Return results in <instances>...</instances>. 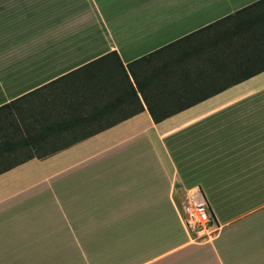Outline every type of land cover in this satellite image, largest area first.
<instances>
[{"label":"crops","instance_id":"crops-1","mask_svg":"<svg viewBox=\"0 0 264 264\" xmlns=\"http://www.w3.org/2000/svg\"><path fill=\"white\" fill-rule=\"evenodd\" d=\"M12 101L0 264H264V0H0ZM197 186L212 237L179 215Z\"/></svg>","mask_w":264,"mask_h":264},{"label":"built area","instance_id":"built-area-1","mask_svg":"<svg viewBox=\"0 0 264 264\" xmlns=\"http://www.w3.org/2000/svg\"><path fill=\"white\" fill-rule=\"evenodd\" d=\"M179 215L185 231L192 236L212 237L219 228L208 202L198 186L189 190L187 201L179 208Z\"/></svg>","mask_w":264,"mask_h":264},{"label":"trees","instance_id":"trees-1","mask_svg":"<svg viewBox=\"0 0 264 264\" xmlns=\"http://www.w3.org/2000/svg\"><path fill=\"white\" fill-rule=\"evenodd\" d=\"M249 8H251V5H249V6H247V7H244V8H242V9H239V10L235 13V15H238V14H241V13L246 14V13L249 11ZM231 16H233V15L227 16V17H225V18H223V19H221V20H218V21H216V22H214V23H211V24L205 26L204 28H201L200 30H198V31H196V32H199V31H201V30H207V29H210V28H212V27L218 25L219 23H221V21H224L225 19H227V18H229V17H231ZM241 25H242L241 23H236V24H234L233 26L236 27V28H240ZM196 32H194V33H196ZM192 34H193V33H192ZM190 36H191V35L185 36V37H183V38H181V39H179V40H177V41H175V42H173V43H170V44L166 45L165 47H166V48H167V47H171V46H173V45H175V44H177V43H180V42L186 41ZM165 47H164V48H165ZM105 57H107V55L104 56V57H102V58H100V59H97V60L93 61L92 63L86 64V65L80 67L79 69H77V70H75V71H72V72H70V73H68V74H66V75H64V76H62V77H60V78H58V79H56V80L50 82V84H48V86H51V85H53L55 82L60 81V80H66V81H67V80H69V79H79V80L85 81V80H87V79L92 78V76H90V75H92V72H90V71L88 70V66H89V65H93L94 63H96L97 61H100V60L104 59ZM141 59H145V57H141V58L138 59V60H141ZM130 66H131V64L128 65V69L130 68ZM94 67H95V66H94ZM129 70H130V69H129ZM123 72H124V74H125V78L127 79V83H128V85H129V87H130V89H129L130 93H131L135 98H137V96H136V91H135L134 87L132 86V84L130 83V81H129V79H128V75L125 73V71H123ZM256 72H258V71H245V72H242L240 78L237 79V80L247 78L248 76H251L252 74H255ZM130 73H131V75H132V77H133V79H134V82H135L136 88L138 89L139 92H141V91H142L141 84H140V83L137 81V79L135 78V74H134V72L130 70ZM96 75H97V74H96ZM13 102H14V101H12V102H10V103H8V104H5V105L1 106L0 108H6V107L10 106ZM147 106H148V110H149V112H150V114H151V117H152V119H153L154 122H158V121H160L161 118H163L164 116H166V115H168V114L170 113V112H166V111L162 110L163 107H161V106H157V107L159 108L157 112H154V111L151 109V107H150L149 105H147Z\"/></svg>","mask_w":264,"mask_h":264}]
</instances>
